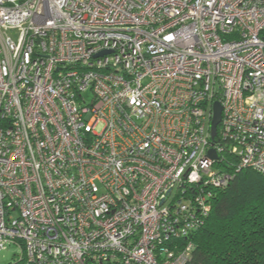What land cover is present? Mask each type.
Returning <instances> with one entry per match:
<instances>
[{
  "label": "built area",
  "instance_id": "1",
  "mask_svg": "<svg viewBox=\"0 0 264 264\" xmlns=\"http://www.w3.org/2000/svg\"><path fill=\"white\" fill-rule=\"evenodd\" d=\"M232 166L264 177V0H0V251L186 264Z\"/></svg>",
  "mask_w": 264,
  "mask_h": 264
},
{
  "label": "trees",
  "instance_id": "2",
  "mask_svg": "<svg viewBox=\"0 0 264 264\" xmlns=\"http://www.w3.org/2000/svg\"><path fill=\"white\" fill-rule=\"evenodd\" d=\"M232 168L229 185L215 191L208 217L189 235L186 264H264V177ZM8 264L28 263L20 256Z\"/></svg>",
  "mask_w": 264,
  "mask_h": 264
},
{
  "label": "rangeland",
  "instance_id": "3",
  "mask_svg": "<svg viewBox=\"0 0 264 264\" xmlns=\"http://www.w3.org/2000/svg\"><path fill=\"white\" fill-rule=\"evenodd\" d=\"M21 249L13 244L7 245L5 249L0 251V264H8L13 259L21 256Z\"/></svg>",
  "mask_w": 264,
  "mask_h": 264
},
{
  "label": "water",
  "instance_id": "4",
  "mask_svg": "<svg viewBox=\"0 0 264 264\" xmlns=\"http://www.w3.org/2000/svg\"><path fill=\"white\" fill-rule=\"evenodd\" d=\"M221 109L218 103H215L213 106V117L211 122V138H214L216 135V128L220 122ZM209 156L215 157L213 151H209Z\"/></svg>",
  "mask_w": 264,
  "mask_h": 264
}]
</instances>
